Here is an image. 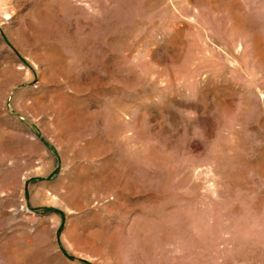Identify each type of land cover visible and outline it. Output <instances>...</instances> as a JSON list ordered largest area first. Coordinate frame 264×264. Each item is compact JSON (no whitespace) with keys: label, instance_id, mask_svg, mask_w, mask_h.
<instances>
[{"label":"rangeland","instance_id":"rangeland-1","mask_svg":"<svg viewBox=\"0 0 264 264\" xmlns=\"http://www.w3.org/2000/svg\"><path fill=\"white\" fill-rule=\"evenodd\" d=\"M0 264H264V0H0Z\"/></svg>","mask_w":264,"mask_h":264}]
</instances>
